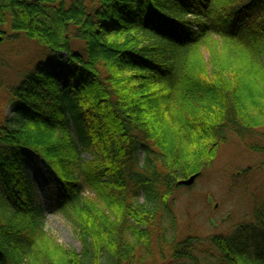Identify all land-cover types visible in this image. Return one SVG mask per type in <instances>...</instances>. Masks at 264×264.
Wrapping results in <instances>:
<instances>
[{"label": "trees", "instance_id": "16d2710c", "mask_svg": "<svg viewBox=\"0 0 264 264\" xmlns=\"http://www.w3.org/2000/svg\"><path fill=\"white\" fill-rule=\"evenodd\" d=\"M210 34L228 46L206 59ZM20 36L37 48L0 111V264H264L263 201L208 237L180 235L175 205L232 140L264 155V0H0V42Z\"/></svg>", "mask_w": 264, "mask_h": 264}, {"label": "rangeland", "instance_id": "374dc122", "mask_svg": "<svg viewBox=\"0 0 264 264\" xmlns=\"http://www.w3.org/2000/svg\"><path fill=\"white\" fill-rule=\"evenodd\" d=\"M140 39L147 43L144 37ZM214 43L218 48L227 45L215 34H210L198 43L201 55L206 59L209 57L207 47ZM36 48L34 41L23 36L14 45L0 42V111H8L5 105L9 88L20 80L21 72L26 69ZM84 156L89 157L87 154ZM28 168L37 184V195L47 208L50 203L49 192L54 190V184L46 178V170L37 163V159L30 157ZM244 169L247 173L242 172ZM255 198L264 203V155L248 151L238 141L232 140L221 148L215 166L204 178L197 180L190 189H181L176 193L179 234L191 230L208 237L228 232L236 223L252 220ZM44 213L48 218L45 230L58 243L79 248L68 222L60 214L53 215L48 210Z\"/></svg>", "mask_w": 264, "mask_h": 264}, {"label": "water", "instance_id": "95a60500", "mask_svg": "<svg viewBox=\"0 0 264 264\" xmlns=\"http://www.w3.org/2000/svg\"><path fill=\"white\" fill-rule=\"evenodd\" d=\"M0 39H1V37H0ZM196 177H197V174L196 175H192V176L186 178V180H179L177 182V184L185 185V186L186 185H190V184H192L195 181Z\"/></svg>", "mask_w": 264, "mask_h": 264}]
</instances>
